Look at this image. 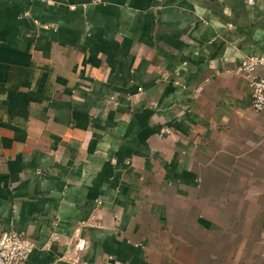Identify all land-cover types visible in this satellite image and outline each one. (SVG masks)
Wrapping results in <instances>:
<instances>
[{
    "label": "crops",
    "instance_id": "1",
    "mask_svg": "<svg viewBox=\"0 0 264 264\" xmlns=\"http://www.w3.org/2000/svg\"><path fill=\"white\" fill-rule=\"evenodd\" d=\"M264 0H0V236L25 264H264Z\"/></svg>",
    "mask_w": 264,
    "mask_h": 264
},
{
    "label": "built area",
    "instance_id": "2",
    "mask_svg": "<svg viewBox=\"0 0 264 264\" xmlns=\"http://www.w3.org/2000/svg\"><path fill=\"white\" fill-rule=\"evenodd\" d=\"M239 70L249 78L252 108L264 110V53L246 55L241 59ZM36 249L26 235L6 231L0 236V264H25Z\"/></svg>",
    "mask_w": 264,
    "mask_h": 264
}]
</instances>
